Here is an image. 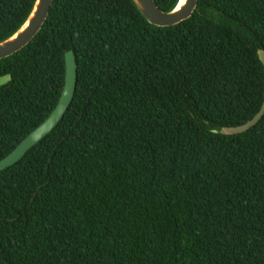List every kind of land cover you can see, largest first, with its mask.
<instances>
[{
  "label": "trees",
  "instance_id": "trees-1",
  "mask_svg": "<svg viewBox=\"0 0 264 264\" xmlns=\"http://www.w3.org/2000/svg\"><path fill=\"white\" fill-rule=\"evenodd\" d=\"M36 0H0V42ZM179 0H155L165 12ZM264 0H199L153 26L132 0H54L0 60V161L55 110L59 125L0 172V264H264Z\"/></svg>",
  "mask_w": 264,
  "mask_h": 264
},
{
  "label": "water",
  "instance_id": "water-1",
  "mask_svg": "<svg viewBox=\"0 0 264 264\" xmlns=\"http://www.w3.org/2000/svg\"><path fill=\"white\" fill-rule=\"evenodd\" d=\"M142 16L153 26L173 27L189 20L198 8L199 0H179L175 8L163 11L155 0H132ZM54 0H36L25 23L12 36L0 42V60L9 58L27 47L41 32L50 16ZM259 58L264 66V50H259ZM66 78L63 92L52 114L37 127L8 157L0 161V172L20 162L27 152L46 138L64 118L77 88V63L73 51L65 55ZM12 81V75L0 77V87ZM264 116V103L260 112L249 122L237 127L215 130L227 136L245 133L255 127Z\"/></svg>",
  "mask_w": 264,
  "mask_h": 264
}]
</instances>
